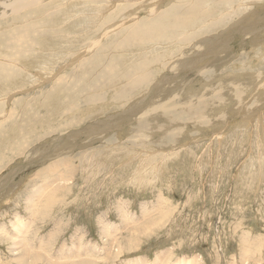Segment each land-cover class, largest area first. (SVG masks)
I'll return each instance as SVG.
<instances>
[{"label": "rangeland", "instance_id": "rangeland-1", "mask_svg": "<svg viewBox=\"0 0 264 264\" xmlns=\"http://www.w3.org/2000/svg\"><path fill=\"white\" fill-rule=\"evenodd\" d=\"M38 2L0 0V264H264V0ZM169 10L156 40L127 36ZM169 17L185 22L170 28ZM10 46L27 66L5 59ZM212 51L198 68L167 72ZM102 54L101 68L118 58L112 77L88 64L72 79ZM141 62L150 77L134 90ZM159 76L167 91L151 96ZM69 85L84 89L76 112ZM162 102L168 112L147 113Z\"/></svg>", "mask_w": 264, "mask_h": 264}, {"label": "bare ground", "instance_id": "bare-ground-1", "mask_svg": "<svg viewBox=\"0 0 264 264\" xmlns=\"http://www.w3.org/2000/svg\"><path fill=\"white\" fill-rule=\"evenodd\" d=\"M15 0H13V2H14ZM32 0H29V1H27V0H16V3H18V4H25V3H29V2H31ZM42 1V0H41ZM40 0H39V2L38 3H40L41 2ZM34 2V1H33ZM44 3V2H43ZM21 4H20V6H21ZM132 4V3H131ZM131 4L129 5V6H131ZM16 4H14V6H15ZM32 5H34V4H32ZM46 5V4H45ZM152 5V4H151ZM6 6V5H5ZM11 7H12V5H10ZM49 6V5H48ZM128 6V5H127ZM135 6V5H134ZM26 7V6H25ZM28 7H29V5H28ZM14 8H16V7H14ZM14 8H13V10L12 11H18L19 10V8H16L15 10H14ZM165 8V7H164ZM171 8V7H170ZM122 9H123V7H122ZM160 9V8H159ZM46 10V9H45ZM147 10H149V9H147ZM152 10H154V7L153 6H150V11H152ZM171 11H172V9H170ZM167 11V12H165L164 14H160L159 16H157L156 17V15H155V19L153 20V18H152V21L153 22H149V23H151V24H148L147 26L146 25H144L145 23H143L142 21H139L138 23H134L133 25H132V27H131V29L128 27V29L127 30H129L130 29V31L129 32H127V36H129V37H133V36H135L136 37V39H142V41H143V38L144 37H149V38H152V39H154V38H156L157 36H158V34H161L162 33V35L163 34H165V32L163 31V30H160V26H162V25H159V24H161L162 22H164V17L165 16H169V14H171V11ZM21 11V10H20ZM122 12V11H121ZM162 12V11H161ZM173 12H175L174 10H173ZM5 13V12H4ZM36 13H38V12H36ZM44 13V12H43ZM157 14H159V12L157 13ZM4 15V14H3ZM37 15V14H36ZM53 16V15H52ZM57 16V15H56ZM123 16V15H122ZM171 16H172V14H171ZM170 16V17H171ZM32 17H34V16H32ZM69 17V16H68ZM170 17H169V19H170ZM60 18V17H59ZM187 18V17H186ZM44 19V18H43ZM141 19V18H140ZM148 19H149V17H148ZM31 20V19H30ZM50 20H53V19H51V16H48L47 18H45V21H50ZM60 21V20H59ZM150 21H151V19H150ZM42 22V21H41ZM55 22V21H54ZM62 21H60V23H61ZM184 22H185V19L184 18H179V17H177V18H172V19H170V21L169 22H166V23H164L163 25H165V26H170V28H177V27H181L183 24H184ZM50 23V22H49ZM58 23V22H57ZM48 24V23H47ZM13 25V24H12ZM34 25V24H33ZM50 25H51V23H50ZM66 25V24H65ZM32 26V25H31ZM37 26H40V25H37ZM29 26H27V28H28ZM45 27V26H44ZM249 27H251V26H249ZM59 28V27H58ZM61 28H63V27H61ZM248 28V27H247ZM252 28V27H251ZM22 29V28H21ZM20 29V30H21ZM26 29V28H25ZM40 29H42V28H40ZM150 29V30H149ZM32 31V30H31ZM35 32V31H34ZM26 33V32H25ZM13 34H15V33H13ZM35 34H36V32H35ZM40 34H41V32L38 34V36L36 37V35L34 36V38L36 37V41H37V39L38 40H40L39 39V37H43V35L42 36H40ZM122 34H124L125 35V32L124 33H122ZM228 34V33H227ZM1 35V34H0ZM5 35H7V33L5 34ZM8 35H9V32H8ZM11 35V34H10ZM9 35V36H10ZM21 35V34H20ZM23 35V34H22ZM33 35V34H32ZM9 36H7V37H9ZM15 37H19L18 36V34H15ZM21 37V36H20ZM33 37V36H32ZM50 37V36H49ZM71 37V36H70ZM131 37V38H132ZM4 38V37H3ZM46 38V37H45ZM45 38L43 39V40H45ZM58 38V37H57ZM225 38V37H224ZM6 39V38H5ZM27 39H29V38H27ZM26 39V40H27ZM126 39V38H125ZM136 39L134 38V40H135V42H137V41H140V40H137L136 41ZM14 41V44H16V45H21V43H23L22 41H21V39L20 38H18V39H13ZM154 40H156V39H154ZM224 40H226V39H224ZM1 42H2V40H0ZM28 41V40H27ZM59 41V40H58ZM75 41V40H74ZM127 41V40H126ZM141 41V42H142ZM30 42V41H29ZM29 42H28V45H29ZM49 42V41H48ZM51 42V41H50ZM97 41H95V42H93L91 45H90V48L91 47H93L94 45H96L97 43H96ZM216 42V41H215ZM226 42H227V40H226ZM226 42L225 43H223V46H224V44H226ZM53 43V42H52ZM125 43H127V42H125ZM144 43V42H143ZM150 43H152V42H150ZM10 44V43H9ZM56 44V43H55ZM107 44V43H106ZM105 44V45H106ZM212 44V43H211ZM2 45H3V43H2ZM13 45V44H12ZM24 45V44H23ZM31 45V44H30ZM62 45V44H61ZM63 45H64V43H63ZM138 45V44H137ZM143 45V44H142ZM154 45V44H153ZM171 45V44H170ZM27 46V45H26ZM26 46H25V48H26ZM150 46V45H149ZM22 47V46H21ZM45 47V46H44ZM130 47V46H129ZM172 47H174V44L172 45ZM111 47H109V49H110ZM132 48V47H131ZM153 48V47H152ZM156 48V47H155ZM211 48H212V46H211ZM18 49V48H17ZM20 49V48H19ZM23 49V48H22ZM221 49V44L220 45H218L217 47H216V50H220ZM111 50H113V48L111 49ZM211 50H213V49H211ZM87 51V50H86ZM107 51V50H106ZM210 51V50H209ZM153 52V51H152ZM61 53H63V52H61ZM70 53V52H69ZM87 53V52H86ZM101 53V52H100ZM133 53V52H132ZM212 53H214V51H212V52H205V53H203V54H199V55H197V56H189V57H186V58H182V59H180V58H177V59H175L174 61H172L171 63L170 62H168L167 63V65H168V67H166V69H167V72H168V70L170 71V69H171V71L175 68V70H177L176 72H181L182 70L184 71L185 69H187V68H198V64H200V62H202V60L208 55V54H212ZM43 54V53H42ZM47 54V53H46ZM118 54V53H117ZM140 54H141V52H140ZM216 54V53H215ZM21 55H23V54H21ZM21 55H19V53H17V52H15V51H13V47H8V57H6L5 56V59H7L8 58V61L9 62H16L17 64H25V62H23L24 60L25 61H28V60H26V58L24 57V60L21 58ZM33 55V54H32ZM99 55V54H98ZM170 55H171V53H170ZM193 55H194V53H193ZM28 56V55H27ZM26 56V57H27ZM29 56H31V55H29ZM43 56V55H42ZM53 56V55H52ZM81 56H83V55H81ZM103 56H104V54H102V57L100 58V59H94L93 61H91V62H86L87 63V65H85L84 66V68L83 69H79L78 68V70L75 72V73H72V75H73V77H72V79L74 78V80L75 81H80L86 74H87V76L88 75H90V73H91V71H89L88 70V68L90 67L88 64H91V66H94V68L96 69V71H99V70H101V72L104 74V75H107V76H113V75H111V73H113L114 72V68L113 67H115V63L113 62V61H115V60H118V58H116V59H113V57L110 59V61L109 62H107V61H105V67L103 66V68H101L100 66H99V63H101L100 62V60L103 58ZM38 57V56H37ZM49 57V56H48ZM96 57H99V56H96ZM29 58V57H28ZM56 58V57H55ZM120 58H122V57H120ZM29 59H32V58H29ZM58 59V58H57ZM106 59V58H105ZM46 60H49V58L48 59H46ZM89 60V59H88ZM122 60H124L123 58L120 60L121 62H122ZM137 60V59H136ZM30 61V60H29ZM34 61H36V60H32V62L34 63ZM119 61V62H120ZM142 61V60H141ZM8 62V64H11V63H9ZM78 62V61H77ZM118 62V63H119ZM119 63V64H122V63ZM128 62V61H127ZM126 62V63H127ZM131 62V61H130ZM135 62V61H134ZM137 62V61H136ZM28 63H30V62H28ZM46 63V62H45ZM116 63H117V61H116ZM132 63H133V61H132ZM203 63V62H202ZM124 64V63H123ZM26 65V64H25ZM128 65V64H127ZM130 65H133V64H130ZM11 66H13L12 68H14L15 66L14 65H12L11 64ZM27 66V65H26ZM32 66V65H31ZM36 66V65H35ZM35 66H33V67H35ZM117 66V65H116ZM122 66V65H121ZM126 66V65H125ZM125 66H123V67H125ZM129 66V65H128ZM139 71H140V73H138L139 74V76L136 78V79H134L133 80V85L131 86L132 87V89H134L135 90V88H137V87H139L143 82H146L147 80H148V78L150 77L149 75H147L146 73L147 72H145V70H146V68H147V66H148V64H145L144 62L142 63H140L139 65ZM32 67V68H33ZM42 67H44V66H42ZM134 67V66H133ZM29 68V67H28ZM74 67H72V68H70V69H73ZM92 68V67H91ZM199 68H201V67H199ZM203 68V67H202ZM34 69V68H33ZM44 69V68H43ZM117 69V68H116ZM120 69V68H119ZM119 69H118V72H119ZM127 69H129L128 67H127ZM132 69V68H131ZM10 70V69H9ZM16 70H17V68H14V70H13V73L12 72H10L11 74H10V78H9V80H11V79H13L14 77H17L16 75L18 74V72H16ZM63 69L61 68L60 70H59V72H61ZM121 70V69H120ZM133 70V69H132ZM131 70V71H132ZM136 70V69H135ZM88 71H89V74H88ZM138 71V72H139ZM188 71V70H187ZM123 72V71H122ZM125 72H126V70H125ZM114 73H116V71L114 72ZM137 73V72H136ZM183 73V72H182ZM37 74H39V73H37ZM42 74V73H41ZM99 74V73H98ZM121 74V73H120ZM123 74H124V72H123ZM178 74V73H177ZM60 75V74H59ZM72 75H70V76H67L66 77V79H65V81L63 82V83H66V82H70V80H68V78L69 77H71ZM122 75V74H121ZM130 75V74H129ZM128 75V76H129ZM167 75V74H166ZM50 76V75H49ZM55 76V75H54ZM119 76V75H118ZM169 76V75H168ZM9 77V76H8ZM58 77V76H57ZM133 77V76H132ZM160 77V76H159ZM109 78V77H108ZM117 78V77H116ZM120 78H121V76H120ZM161 78V77H160ZM174 78V77H173ZM172 78V79H173ZM15 79V78H14ZM35 79V78H34ZM57 79V78H56ZM113 79V78H112ZM115 79V78H114ZM118 79V78H117ZM121 79H123V77L121 78ZM129 79V78H128ZM133 79V78H132ZM51 80V79H50ZM68 80V81H67ZM109 80V79H108ZM58 81V80H57ZM111 81H113V80H111ZM116 81H118V80H116ZM120 81V80H119ZM122 81V80H121ZM129 81V80H128ZM6 82L8 83V79L6 80ZM86 82H88V83H90V81H88V79H87V77H86ZM125 82V81H124ZM166 82H167V76H165V77H163V78H161V79H159V80H157V81H155L153 84H152V90L150 91V93H151V96H154L155 94H161L164 90H166L165 89V84H166ZM71 83V82H70ZM105 83V82H104ZM108 83V82H107ZM115 83V82H114ZM14 84H16V83H14ZM130 84V83H129ZM144 84V83H143ZM5 85V84H4ZM58 84H54V86L56 87ZM114 85V84H113ZM167 85H168V83H167ZM117 86V85H116ZM119 86H120V84H119ZM67 87V86H66ZM110 87V86H109ZM121 88H123L122 86H120ZM140 87H142V86H140ZM65 88V87H64ZM167 88V87H166ZM59 89L60 88H58V90H57V92L59 91ZM5 90V89H4ZM61 90H63V89H61ZM60 90V91H61ZM83 91L84 92V89H82L81 88V86L80 87H78V88H73L72 86H70L69 85V87L67 88V89H65V91L63 92L65 95H67V99L64 97V99H66V101L68 100L69 101V96H71V101L72 100H74V99H76L75 98V94H77V92H80V91ZM123 90V89H122ZM133 90V91H134ZM81 91V92H82ZM94 91V90H93ZM102 91H104V90H102ZM132 91V92H133ZM167 91V90H166ZM165 91V92H166ZM6 92V91H5ZM56 92V91H55ZM62 92V91H61ZM101 92V91H100ZM125 92V91H124ZM131 92V93H132ZM1 93V92H0ZM50 93V92H49ZM53 93V92H52ZM59 93V92H58ZM95 93V92H94ZM122 93H123V91H122ZM164 93V92H163ZM54 94V93H53ZM52 94V95H53ZM64 94H62V95H64ZM80 94V93H79ZM85 94V93H84ZM135 94V93H134ZM3 95H5V94H3ZM2 95V96H3ZM51 95V94H50ZM55 95V94H54ZM60 95V94H59ZM58 95V96H59ZM64 95V96H65ZM78 95V94H77ZM125 95V94H124ZM124 95L122 96V97H124ZM146 95V94H145ZM47 96V95H46ZM46 96H45V98H46ZM49 96V95H48ZM47 96V99L49 98ZM57 96V95H56ZM57 96V97H58ZM129 96V95H128ZM156 96V95H155ZM163 96V95H162ZM9 97V96H8ZM53 97V96H52ZM57 97H55L54 96V98H55V100L57 99L58 100V98ZM69 97V98H68ZM122 97H121V99H122ZM132 97V96H131ZM167 97V96H166ZM51 98V97H50ZM53 98V99H54ZM159 98V97H158ZM47 99H46V101H47ZM53 99H52V101H53ZM62 100H63V97L61 98ZM54 100V101H55ZM100 100V99H99ZM114 100H116V99H114ZM158 100V99H157ZM165 100V99H164ZM44 101H45V99H44ZM53 101V102H54ZM148 101H150V96L148 97V99H147V101H145L144 102V105L142 106V107H144L146 104H147V102ZM153 101V100H152ZM167 101V100H166ZM201 101H203V100H201ZM48 102H49V99H48ZM47 102V103H48ZM65 102V100L63 101V103ZM73 103H71L70 104V106H69V111H71V112H76V110H73V109H71L73 106H74V101H72ZM76 102V101H75ZM45 103V102H44ZM46 103V104H47ZM52 102H51V100H50V104H51ZM62 103V102H61ZM61 103H60V105H61ZM111 103H113V101L111 102ZM157 103V102H156ZM166 103V102H165ZM54 104V103H53ZM57 104H59V101H58V103ZM98 104V103H97ZM152 104V103H151ZM159 104V103H158ZM157 104V106H153L152 108H150V110L148 109V111H147V113L149 112L150 113V111L152 112V111H163V110H165L166 112H168L169 110H170V107L168 106V104H164V102H162V103H160L159 105ZM52 105V104H51ZM55 105V104H54ZM65 105V104H64ZM99 105H101V104H99ZM150 105V104H149ZM200 105V104H199ZM62 106V105H61ZM96 107L95 105H91L90 107H87L86 109H88V108H90L89 109V112L87 111V113H90V115L93 113V114H98L99 112H101L102 110H100L101 108H98V107H96L95 109H94V107ZM50 107V106H49ZM52 107H53V105H52ZM67 107V106H66ZM65 107V108H66ZM75 107V106H74ZM100 107V106H99ZM196 107H198L197 105H196ZM200 107H203L202 105L200 106ZM63 108V107H62ZM107 108V107H106ZM146 108V107H145ZM54 109H55V106H54ZM53 109V111H55ZM102 109H103V107H102ZM105 109V108H104ZM147 109V108H146ZM196 109V108H195ZM84 110V109H83ZM100 110V111H99ZM106 110V109H105ZM133 110V109H132ZM198 110V109H197ZM90 111H92V112H90ZM56 112V111H55ZM54 112V113H55ZM61 112V111H60ZM68 112V110H63V113H67ZM85 112V111H84ZM54 113H50L49 114V116L48 117H44V118H41V120L42 121H44V122H46L45 120L47 119V118H50V117H53V115H54ZM133 113V112H132ZM153 113V112H152ZM156 113V112H155ZM85 115H87V114H85ZM85 115H84V118H85ZM139 115H140V113H139ZM55 116H56V114H55ZM63 116H65V115H63ZM81 116V115H80ZM147 116H148V114H147ZM57 117V116H56ZM66 117V116H65ZM58 118V117H57ZM78 118H79V115H78ZM88 118V117H87ZM137 118H139V117H137ZM145 118V117H144ZM53 119V118H52ZM71 119H73V118H71ZM80 119V118H79ZM78 119V120H79ZM82 119H83V117H82ZM53 120H56L55 118L53 119ZM61 120H62V118H61ZM61 120H59V121H61ZM76 120V119H75ZM103 120V119H102ZM102 120H99V124L102 126V125H104V124H111V123H113L114 121H112V120H109V119H107L106 121H102ZM109 120V121H108ZM141 120H142V118H141ZM47 121H49V120H47ZM82 121V120H81ZM84 121V120H83ZM85 121H87L86 119H85ZM50 122V121H49ZM58 122V121H57ZM59 123H61V122H59ZM59 123H57L58 125H61V124H59ZM64 123V122H63ZM78 123H80V122H78ZM85 123V122H84ZM49 124V123H48ZM52 124H54V123H52ZM68 124V123H67ZM43 125V124H42ZM55 125V124H54ZM80 125V124H79ZM44 126H45V124H44ZM56 126V125H55ZM59 126H57V128H58ZM69 127V126H68ZM56 128V127H55ZM66 128V127H65ZM78 128H80V126H78L75 130H77ZM86 129L87 128H89V124H87L86 125V127H85ZM85 128H81L79 131H82V130H84ZM40 129L41 128H39L38 130L40 131ZM47 130H49V127H47L46 128ZM53 129V128H52ZM54 130V129H53ZM52 130V131H53ZM59 130H60V127H59ZM62 130V129H61ZM38 131V132H39ZM52 131H50V132H52ZM38 132L37 133H35L36 135L35 136H37V134H38ZM84 132V131H83ZM39 133H41L42 134V136L43 135H46V134H48L49 135V133L48 132H45V129H44V127L42 128V130L39 132ZM67 132L65 131V132H63V133H61V137H62V139L63 138H65L66 136H68V137H72V136H74L75 135V131H71L70 133H68V134H66ZM33 134V133H32ZM40 135V134H39ZM62 135H64V136H62ZM77 135V134H76ZM61 137H59V138H61ZM39 138H40V136H39ZM58 138V137H57ZM53 139V138H52ZM56 140H59V139H56ZM167 141V140H166ZM169 142V141H168ZM65 162H67V163H69L68 161H65ZM62 163V162H61ZM143 163V162H142ZM62 164H64V163H62ZM64 166H65V164H64ZM68 166V165H67ZM161 166V165H160ZM47 168V167H46ZM48 169V168H47ZM56 169H57V167H56ZM54 170V169H53ZM52 171V170H51ZM49 172H50V170H49ZM68 172H70V171H68ZM68 172L66 173H64V174H59V175H57L58 176V178L55 176V177H50V179H49V181H52V183L53 182H55L56 180H58V179H68L66 176H68L69 174H68ZM72 174V173H71ZM48 176V175H47ZM49 178V177H48ZM57 178V179H56ZM150 180V179H149ZM64 181V180H63ZM65 185V184H64ZM46 186H43V189L45 188ZM57 188V187H56ZM60 188H61V186H60ZM54 189V188H53ZM59 189V188H58ZM62 189V188H61ZM60 189V190H61ZM45 190V189H44ZM63 190V189H62ZM69 190V189H68ZM114 190V189H113ZM59 192V191H58ZM51 193V192H50ZM60 193V192H59ZM49 194V193H48ZM62 194V193H61ZM47 195V194H46ZM52 196V195H51ZM51 196H50V198H51ZM64 196V195H63ZM49 199V198H48ZM47 199V200H48ZM52 201V200H51ZM31 203V202H30ZM51 202H49L48 204H50ZM57 203V202H56ZM43 205V204H42ZM52 205H54L53 203H52ZM46 206V205H45ZM51 206V205H50ZM52 207V206H51ZM12 208V207H11ZM49 208V207H48ZM46 210V209H45ZM49 210V209H48ZM43 212V211H42ZM45 212V211H44ZM42 215V214H41ZM47 216V215H46ZM40 220V219H39ZM129 221V220H128ZM132 222H133V220H132ZM147 222V221H146ZM146 224V223H145ZM21 226V225H20ZM18 228V227H17ZM140 228V227H139ZM144 230V229H143ZM26 234V233H25ZM134 237V236H133ZM14 241V240H13ZM22 241V240H21ZM263 241V240H262ZM15 242V241H14ZM19 243V242H18ZM21 243H23V242H21ZM12 244V243H11ZM83 244V243H82ZM16 245V244H15ZM25 245V244H24ZM260 245V244H259ZM95 246V245H94ZM243 246V245H242ZM23 248V247H22ZM232 248V247H231ZM25 249V250H24ZM23 250V252H22V255H23V253L25 252V251H29V250H27L26 248H24ZM21 250V249H20ZM38 250V249H37ZM30 252V251H29ZM38 252V251H37ZM95 252V251H94ZM86 253V252H85ZM90 253V252H89ZM118 253V252H117ZM26 254V253H25ZM34 254V253H33ZM29 255V254H28ZM36 256V255H35ZM166 256V255H165ZM23 258H24V256H23ZM28 258H29V256H28ZM26 256H25V259H28ZM36 258V257H35ZM19 259V258H18ZM55 259V258H54ZM132 259V258H131ZM146 259V258H145ZM23 260V259H22ZM31 260V259H30ZM40 260V259H39ZM135 260V259H134ZM144 260V259H143ZM158 260V259H157ZM24 261V260H23ZM35 261V260H34ZM188 261V260H187ZM186 261V262H187ZM27 261H25V263H26ZM33 262V261H32ZM132 262V261H131ZM159 262V261H158ZM20 263V262H19ZM24 263V264H25ZM35 263V262H34ZM83 263V262H82ZM152 263V262H151ZM150 263V264H151ZM160 263V262H159ZM177 263V262H176ZM192 263V262H191ZM85 264V263H84ZM136 264V263H135ZM137 264H138V262H137ZM148 264V263H147ZM179 264V263H178ZM215 264V263H214ZM220 264V263H219Z\"/></svg>", "mask_w": 264, "mask_h": 264}]
</instances>
